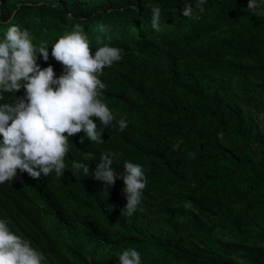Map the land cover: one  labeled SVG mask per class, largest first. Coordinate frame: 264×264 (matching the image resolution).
<instances>
[{"label": "trees", "instance_id": "1", "mask_svg": "<svg viewBox=\"0 0 264 264\" xmlns=\"http://www.w3.org/2000/svg\"><path fill=\"white\" fill-rule=\"evenodd\" d=\"M184 2L0 0V38L11 24L27 28L37 51L49 47L38 63L57 77L64 66L52 45L73 30L93 52L123 49L99 74L100 99L115 116L108 126L92 117L104 141L81 143L84 133H76L64 176L35 179L18 169L0 185V218L45 264H119L128 248L143 264H264V6L206 0L189 18ZM107 153L116 154L117 175L128 161L144 167L148 183L132 215L123 213L122 180L107 197L101 182L72 167L83 161L95 171Z\"/></svg>", "mask_w": 264, "mask_h": 264}, {"label": "clouds", "instance_id": "2", "mask_svg": "<svg viewBox=\"0 0 264 264\" xmlns=\"http://www.w3.org/2000/svg\"><path fill=\"white\" fill-rule=\"evenodd\" d=\"M205 3L206 0H185L183 17H192L196 9L204 11ZM260 6H264V0H249L247 9L256 10ZM161 15L160 8L152 9L154 31L160 30ZM48 49L40 46L37 51L29 30L16 24H11L0 38V101L6 93L14 95L25 89V94L14 95L12 102H0V185L10 184L18 169L35 179L53 172L57 177L64 176L70 137L82 131L81 143L85 139L102 143L104 131L98 129L92 117L105 126L115 120L113 112L100 99L106 84L99 74L106 66L122 60L123 49L103 44L93 52L86 35L73 30L52 45V57L64 66L59 77L51 64L42 67L38 63L41 54L48 61ZM115 127L122 133L128 127L127 119H119ZM218 135L222 137L223 132ZM115 159V153L102 155L95 171H90L89 163L83 161H73L72 167L83 169L84 176L91 175L101 182L107 197L108 189L122 180L126 197L123 213L132 215L142 202L148 179L143 165L132 161L126 162L123 172L117 175ZM118 258L119 264H143L136 248L125 249ZM45 262L43 252L13 232L6 219L0 218V264Z\"/></svg>", "mask_w": 264, "mask_h": 264}]
</instances>
